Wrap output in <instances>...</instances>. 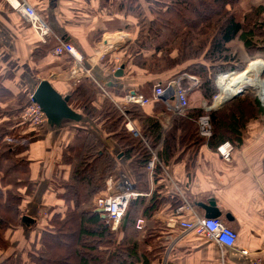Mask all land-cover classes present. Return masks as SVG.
<instances>
[{"label": "trees", "instance_id": "1", "mask_svg": "<svg viewBox=\"0 0 264 264\" xmlns=\"http://www.w3.org/2000/svg\"><path fill=\"white\" fill-rule=\"evenodd\" d=\"M242 1L123 0L118 4L122 13L138 20L135 39L122 51L120 62L125 67L121 79L126 76L131 86L138 85L135 89L114 87L113 79L120 78L112 74L117 66L116 56L112 54L100 63L111 71L113 79L110 84L97 80L93 68L85 63V67L91 69L93 79L81 81L67 96L70 97V107L83 117L77 124L85 123L89 130L78 133L63 153L62 164L70 167V177L67 181L58 180L60 184L57 181L54 189L64 208L57 212L51 208L45 216L38 217L41 220L46 217V225L38 244L30 250L29 264L161 262L165 247L157 243L158 248L149 249L148 237L157 235L155 238L158 240L160 234L168 229L160 228L154 216L166 205L173 216L185 204L179 190L172 185L170 188L175 194L168 193L170 189L166 183L171 184L168 177L170 166L181 162L188 152L196 158L204 146L216 150L230 143L237 149L243 144V131L248 124L264 116V107L252 92L217 110L206 112L194 104V108L190 106L186 113L178 115L170 110L163 98L155 97L156 82L167 83L183 75L194 76L199 83L187 93L189 101L194 95L201 94L208 106H212L219 94L216 78L245 69L246 62L236 51L235 42L243 44L248 59L263 58L264 6H252L239 18L237 8ZM173 70L174 73L166 77ZM96 83L105 86L112 99L123 100L129 91H134L152 102L146 107H126L125 118L110 99L99 103L100 91ZM1 87L0 106L17 109L16 117L21 119L28 106L27 93L14 97ZM152 106L155 111L149 114L146 108ZM160 113L171 116L168 127L161 122ZM204 115L210 117L212 126L213 135L209 140L201 137L199 131L198 120ZM18 118L17 122L11 121L16 124L13 129H8L10 124L0 127V148L3 144L7 150L4 140L10 136L14 137L12 140L17 146L6 151L5 155L0 154V168L5 174L0 181V253L6 257L0 259V264H16L7 257L10 248L7 234L24 225L21 214L25 198L21 190L31 183L29 163L20 159V155L30 152L31 140L40 133L31 127L21 135ZM127 119L135 125L139 137H134L127 130ZM105 136H110L118 148L117 156L104 150ZM154 152L157 161L150 172L148 166ZM181 152L183 154L178 156ZM11 155L19 158L20 163L19 159L12 163ZM192 161L195 159L190 158V164ZM9 162L12 164L4 168L3 163ZM117 171L128 178L141 196L130 202L117 231H113L97 212L93 199L107 190L108 182ZM12 172L18 179L9 182ZM7 183L10 187L4 189ZM141 217L147 223L143 231H138L136 223ZM154 254L156 257L153 259Z\"/></svg>", "mask_w": 264, "mask_h": 264}, {"label": "crops", "instance_id": "2", "mask_svg": "<svg viewBox=\"0 0 264 264\" xmlns=\"http://www.w3.org/2000/svg\"><path fill=\"white\" fill-rule=\"evenodd\" d=\"M28 1L44 14L51 25L53 36L47 44L39 43L21 16L14 12L5 0H0L1 88L17 97L19 94L34 91L41 81L47 80L59 94L69 95L73 85L66 79L72 68L65 70V66L72 65L73 60L69 56L56 57L51 51L60 43L72 44L87 59V66L93 68L96 79L103 84H110L113 79L111 71L98 62L108 51L129 44L127 29L135 27L133 31H136V20L119 10L118 4L123 0ZM246 1L252 6H264V0ZM108 38L122 40L107 42ZM103 47L105 48L102 49ZM236 48L244 60H249L241 42H238ZM116 61L120 63L117 59ZM113 81L116 83L114 87L122 90L126 87L135 89L138 85L136 83L131 86L126 76ZM194 98L199 99V96L194 95ZM98 101H103L100 95ZM195 104L199 105L198 101ZM194 106L196 105H191V108ZM9 111L14 113L17 109ZM146 111L152 114L155 108L147 107ZM159 117L163 125L168 127L171 116L160 113ZM0 124H10L8 129L16 127V124L5 118H0ZM76 124L64 121L59 128L45 126L32 142L30 141V152L20 155V159L29 163L31 171L30 185L21 190L25 198L21 218L29 216L36 219V223L30 228L21 224L18 230L7 234L10 244L7 257L16 264H21V260H18L20 257L24 260L23 264H29L30 250L38 244L41 231L46 225V217L42 220L38 217H43L51 208L56 209L54 212L64 208L63 201L55 196L54 185L58 180H69L70 169L62 164V156L71 145L72 131L78 129ZM25 130L21 124V134H26L27 132H22ZM108 141L113 144L111 138ZM4 142L9 143L5 140ZM217 149L211 150L204 146L196 158L195 155L191 157L188 152L181 158V162L171 165L168 172L171 184L166 183L170 189L168 193L175 194L170 188L172 185L185 194L191 205V211L181 215V220L185 221L196 217L205 218V212L198 204H205L214 199L224 215L229 213L234 218L232 223L227 224L236 234V246L226 251L227 261L230 264H253L255 256H264V116L248 124L246 131H243V144L234 149L229 161H226ZM181 154L183 152L178 153V156ZM190 158L195 159L193 164H190ZM12 174L16 175L13 172ZM4 176L0 168V181ZM9 187L7 183L4 189ZM168 207L166 205L161 208L154 216V221L158 222L160 228L166 227L174 216L168 211ZM166 231L162 232L158 239L164 247L167 245L163 240L165 235L175 238L182 233L179 227H171ZM222 250L208 239L193 234L184 235L169 256L168 264H221ZM242 250L250 251L252 256L243 255ZM2 255L3 253H0V259Z\"/></svg>", "mask_w": 264, "mask_h": 264}, {"label": "built area", "instance_id": "3", "mask_svg": "<svg viewBox=\"0 0 264 264\" xmlns=\"http://www.w3.org/2000/svg\"><path fill=\"white\" fill-rule=\"evenodd\" d=\"M5 2L30 26L38 42L42 44L49 42L53 36V31L42 12L38 11L33 5L29 3L28 0H5ZM53 54L56 57L68 55L73 59L74 67L66 79V81L73 85V87L79 84L83 79H93L92 71L84 67V57L75 49L72 44L60 43L54 47ZM105 56H102L101 58ZM263 73L264 68L261 71V75ZM220 77L221 75H219L216 79L217 85ZM261 82L264 85V80L261 79ZM190 83L191 84L180 85L179 79L171 80L165 84L160 83L156 85L154 89L155 97L165 98V102L167 103L170 110L174 114L182 115L186 113L190 107L187 93L194 89L199 82L193 78ZM96 84L101 91L100 98L102 100L110 99L111 102L121 110L125 118L126 107L130 105L146 107L152 102L151 99L136 93H128L123 100L112 99L110 98V95L105 87L99 83ZM256 91V96L261 105L264 107V87H258L256 88ZM220 95L216 97V100L220 97ZM27 102L28 106L21 117V124L25 128L32 127L35 129H40L43 126L45 127L47 125V118L41 107L36 103L35 94L33 92L29 91L27 93ZM201 108L206 112L209 111L206 107V103L203 100L201 102ZM198 125L201 137H203L205 140H209L213 135L210 117L208 115L200 117L198 120ZM126 128L134 137H139V131L128 119ZM217 151L226 161H229L231 159L232 152L234 151V147L230 143H225L218 147ZM156 161L157 155L154 152L153 159L148 166V170L150 172L154 170ZM115 190H118V192H114L113 194L112 191ZM179 192L185 204L176 210L175 215L170 219L166 227L167 229L171 227H179L182 233L175 238L172 235H165L166 237L163 238V240L167 242L163 254V264H168L169 256L174 252L177 244L181 242V240L184 238V235L189 234H193L199 238L208 239L209 241H212L220 246L223 249L221 252V264H230L226 259V251L228 249H234L236 246L237 238L233 229L222 219H206L204 217H196L191 221L181 220V215L187 211H191V205L188 203L185 195L181 193L180 190ZM139 196L141 195L135 191V187L131 184L128 178L124 175H121V183L119 184V187L113 190L111 182H108L107 190L96 195L93 199V203L96 209L103 210L104 215L106 216L107 224L110 225L112 230L117 231L123 217L125 216L130 202L134 199H137ZM146 223L147 221L144 218H139L136 223V229L138 231H143ZM241 253L245 256H252V253H250L248 250H242ZM253 264H264V256H255L253 259Z\"/></svg>", "mask_w": 264, "mask_h": 264}, {"label": "water", "instance_id": "4", "mask_svg": "<svg viewBox=\"0 0 264 264\" xmlns=\"http://www.w3.org/2000/svg\"><path fill=\"white\" fill-rule=\"evenodd\" d=\"M125 67L122 66L120 70L115 74L116 78H121L124 74ZM234 74V73H233ZM233 74H226V75H233ZM222 76V75H221ZM193 80V77L189 75H184L179 80L180 85L189 84ZM219 89V87H218ZM253 90H256L254 88ZM244 90L242 92L235 93L231 97H228L221 103L218 107L213 102L211 107H208L209 110H217L223 108L227 103L235 98L242 97L245 93ZM35 94V101L41 107L43 113L45 114L48 125L51 127H60L64 121H71L75 123H80L83 120L82 115L77 113L72 107H70V97L69 96H62L59 94L55 88L52 86L50 81H41L34 90ZM198 207L201 208L205 212L206 219H219L223 218L227 223H232L234 218L231 214H223V212L217 207L216 202L214 199H211L208 203H201L198 204ZM97 212L101 214L103 219H106L103 210L97 209ZM23 224L30 228L35 224V220L32 217L25 216L22 218Z\"/></svg>", "mask_w": 264, "mask_h": 264}, {"label": "rangeland", "instance_id": "5", "mask_svg": "<svg viewBox=\"0 0 264 264\" xmlns=\"http://www.w3.org/2000/svg\"><path fill=\"white\" fill-rule=\"evenodd\" d=\"M252 7V5H251V3L249 2V1H242L241 2V4L238 6V8H237V13H238V16H239V18H242L243 17V15H244V13L246 12V11H248L250 8ZM149 19V18H148ZM137 23H138V20H136V24H135V26L136 27H138L137 26ZM134 26V25H133ZM134 29H130V30H128L127 29V31L129 32H127V34H129L128 35V38H129V43H130V40L132 41V40H134L135 39V31H133V30H135V27H133ZM236 45H238V42H235V46ZM127 47V46H126ZM126 47H122V48H119V47H116V49H112V50H110V51H108V54L109 53H112V55H114V56H116V59L119 61V62H121V59H123V52L122 51H124L125 50V48ZM52 51V50H51ZM114 51V52H113ZM101 58H99V60H100ZM86 61H87V59H85ZM98 60V61H99ZM101 60H106V59H101ZM246 63H245V69L243 70V71H245V70H247V69H249L250 68V66L253 64V62H256V61H261V62H263L264 63V59H261V58H259V59H252V60H244ZM98 63H101V61H99ZM186 64V63H185ZM72 66L73 65H67V66H65V70H68V69H71L72 68ZM183 66H185V65H183ZM119 68V67H118ZM117 68V69H118ZM174 71L175 70H173V72H169L170 74H168V75H166V77H170L171 75H172V73H174ZM243 71H241V72H243ZM241 72H239V71H237V72H235L234 74H237V73H241ZM233 74V73H232ZM233 74V75H234ZM184 76V75H183ZM190 76V75H189ZM182 77V76H181ZM191 77H193L194 79H196V80H198V78H196V77H194V76H191ZM180 78V77H179ZM178 79V78H177ZM261 79L262 80H264V73L261 75ZM198 82H199V80H198ZM216 82V81H215ZM216 86H217V88L219 87L220 88V85H219V82H218V85H217V83H216ZM254 88H252V87H249V88H247V89H245V90H247V91H245V93L243 94V96L242 97H244L247 93H252V92H255V93H257V91L256 90H253ZM220 92H221V89H220ZM197 96H199V99L198 98H194V97H191L190 98V104L191 105H194L195 104V102L196 101H198V104H199V107H201V102H202V95L201 94H196ZM242 97H239V98H242ZM215 102V101H214ZM1 107V109H0V118H5L6 120H10V121H15V122H17L16 121V118H18L19 116H17L16 117V112H14V113H11L10 111H9V109H5L3 106H0ZM18 119H20V118H18ZM77 126H78V129L75 131V132H73L72 131V142L71 143H73V141L75 140V138H76V136L78 135V133H80V132H86L87 131V129L88 128H85L86 126H87V124H85V123H83V124H76ZM1 126H3V125H1L0 124V127ZM43 128H44V126L43 127H41L40 129H38L39 131H42L43 130ZM105 129H106V127H105ZM89 130V129H88ZM29 130L28 129H26L25 131H22V132H28ZM21 135H23V134H21ZM25 135V134H24ZM12 138L14 139V137L13 136H10V137H8L7 139H5V141L6 142H9V143H7L6 145H7V150H6V147H4L3 146V144H2V147L0 148V154H2V155H5V153H6V151L8 152V150H10V149H15V148H17V146H15L14 145V143L12 142L13 140H12ZM106 138V140L104 141V144H105V147H104V150L106 149V151L107 152H109L110 154H112L114 157L115 156H117L118 155V153H119V150H118V148L116 147V145H114V144H112V143H109V141H108V139L110 138L109 136L108 137H105ZM5 143V142H4ZM17 144H19V143H17ZM5 145V144H4ZM12 155H14V153L12 154ZM11 155V162L13 163L16 159H19V158H13V156ZM8 156H9V154H8ZM14 157H15V155H14ZM19 161V163H20V159L18 160ZM12 163H10L9 162V164H7V163H3V165H4V167L5 168H7V167H9V165L10 164H12ZM120 164H121V162H120ZM23 168H25V165L23 164ZM70 168V167H69ZM119 169H120V167H119ZM121 175H124V174H122V172H119V171H117L114 175H113V178H112V180L111 181H109V182H111V184H112V187H113V190L115 189V188H118L119 187V184L121 183ZM18 176H17V174L16 175H12L11 177L9 176V182H12V181H14L15 179H18L17 178ZM60 181H58L57 183H59ZM60 184V183H59ZM58 184V185H59ZM114 192L116 193V192H118V190H115V191H112V193L114 194ZM110 194H111V192H110ZM112 229V228H111ZM157 235H154V238H149L148 236V239H149V245H150V248L149 249H156V248H158L159 246H158V244L157 243H159V245H163V243H162V241H159V240H156V237ZM142 237V236H141ZM143 239V238H142ZM141 239V240H142ZM158 239H159V237H158ZM162 245H161V247H162ZM165 249V248H164ZM155 253V252H154ZM163 254H164V250H163ZM2 258L3 257H5V256H1ZM156 257V254H154V256H152V258L154 259ZM19 261L21 260V264H23V261L24 260H22V257H20L19 259H18ZM29 261V260H28ZM163 258H162V260H161V262L159 261V263L157 262V263H155V264H163Z\"/></svg>", "mask_w": 264, "mask_h": 264}, {"label": "bare ground", "instance_id": "6", "mask_svg": "<svg viewBox=\"0 0 264 264\" xmlns=\"http://www.w3.org/2000/svg\"><path fill=\"white\" fill-rule=\"evenodd\" d=\"M115 40L117 42L118 41L120 42L122 39L108 38L107 42H111ZM104 48L105 47H103L102 49ZM104 51L106 52L107 50H104ZM263 68H264V63L261 61H256V62H253V64L250 66L249 69L241 73H237L234 75H226V74L222 75L219 80L221 95L214 102L216 104V107H218L221 103H223V101L227 99L228 97H231L235 93L242 92L249 87H252V88H258L261 86L264 87L263 83L261 82V77H260L261 71L263 70Z\"/></svg>", "mask_w": 264, "mask_h": 264}]
</instances>
